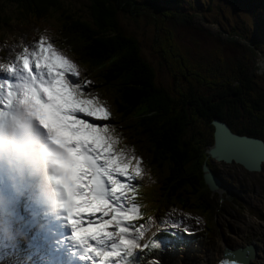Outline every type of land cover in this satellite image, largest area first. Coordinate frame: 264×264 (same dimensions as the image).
<instances>
[{
  "label": "trees",
  "instance_id": "16d2710c",
  "mask_svg": "<svg viewBox=\"0 0 264 264\" xmlns=\"http://www.w3.org/2000/svg\"><path fill=\"white\" fill-rule=\"evenodd\" d=\"M2 1L17 11L0 14V29H8L16 21L23 33L28 29L54 33L55 41L68 42L73 50L77 49L87 69L95 74L97 86L109 92L118 120L123 122L125 142L144 148L148 157L147 170L152 180L144 195L156 216L179 207L210 218L218 203L203 180L201 166L205 161L210 166L204 148L212 142L211 121L218 119L235 133L264 141V89L250 74V65L238 58L232 70L216 67L215 81L221 83L203 90L196 78L205 68L193 61L194 65H188L194 76L183 71L179 76L171 75V89L157 85L155 71L141 55L139 41L120 29L118 16L122 12L138 16L147 8L158 16L153 50L160 56V63L167 66L169 60L164 54L169 53L171 60L174 54L179 58L182 54L166 19L177 25L197 17L174 9L182 0H88L89 21L73 16L58 0ZM52 14L58 15L53 18L56 22L51 20ZM239 31L244 34L226 35L233 40L228 43L245 54L262 53L247 33ZM224 32L229 33L226 28ZM237 35H242L239 42Z\"/></svg>",
  "mask_w": 264,
  "mask_h": 264
},
{
  "label": "snow or ice",
  "instance_id": "6c2138e0",
  "mask_svg": "<svg viewBox=\"0 0 264 264\" xmlns=\"http://www.w3.org/2000/svg\"><path fill=\"white\" fill-rule=\"evenodd\" d=\"M0 71L9 77L0 79V116L18 102L46 133L60 217L71 229L67 239L77 246L80 260L142 264L140 253L161 249L164 241L146 239L149 223H135L145 219L140 185L132 183L144 176L142 158L117 148L121 138L107 123L112 113L87 91L92 81L78 79L76 63L41 35L34 46H23L15 61L0 62ZM147 221L156 222L152 216ZM164 223L189 231L182 221ZM235 256L226 249L219 264H238Z\"/></svg>",
  "mask_w": 264,
  "mask_h": 264
},
{
  "label": "rangeland",
  "instance_id": "374dc122",
  "mask_svg": "<svg viewBox=\"0 0 264 264\" xmlns=\"http://www.w3.org/2000/svg\"><path fill=\"white\" fill-rule=\"evenodd\" d=\"M58 1L61 6L67 7V11L73 13V16L80 15L81 18L87 21L90 20L88 0ZM137 1L139 3H144L152 2L153 0ZM145 8H147V6H145ZM174 9L198 17L194 16L187 24L184 22V24L179 23L177 25L166 19V24L172 28L176 43L182 54L180 58L177 57L178 55L174 54V60L170 59L169 53L164 54L169 60V65L167 66H165L164 63H160L162 61L160 56L153 50V48H155L153 41L157 32L155 27L159 25L156 23L158 16L156 15L157 17H155L148 8L143 10L147 15L140 13L138 16H131L128 13L122 12L118 16L120 29L131 34L139 41L141 55L154 69L157 85L171 89V75L179 76L178 74H181L183 71L187 76H194L192 73L193 71L189 69V65H194L195 62V65L201 64L205 68L196 78L198 87L200 85L201 89L204 90L209 85L221 83L220 80L215 81L217 77L216 67L228 69L227 71L232 70L235 68V63L239 58L243 59L244 63L250 65V74L255 75L257 85L264 89V0H182ZM13 11H17L15 6L7 7L6 2L0 0V14H12ZM57 17L58 15L55 14L53 17L52 14L51 20L56 22L53 18ZM218 23L222 26H219ZM10 26L11 31L7 34L9 39H6V36H4L3 39L0 40V53L1 50H5L11 45V41H13L15 36H19L17 31L20 30V26L16 21H13ZM163 27L166 28L167 26ZM221 27H223V29ZM224 28L228 30V34L224 32ZM239 30H243V32L247 33L246 36H248L254 44H258V48H260L263 54L259 51H252L251 54H245L240 49L238 51L236 50L238 46L235 47L234 44L228 43L233 42V40H230L226 35L232 33L244 34ZM159 33L161 37L162 33ZM30 35H32V40L28 43H24L21 40L16 44L34 46L38 38L33 36V32H30ZM240 36L242 35H237V39H239L237 42L240 41ZM30 38L31 37L26 39ZM73 42L77 45L75 40ZM19 46V49L16 50L17 53L22 52V46ZM16 47H14V49ZM63 54L67 55V53ZM242 55L245 57H241ZM192 58L194 59L190 61ZM14 60H16V58ZM73 62L76 63L75 60H73ZM172 62H178V64L175 65L172 64ZM187 66V70H184L183 67ZM139 144L143 147L145 145L144 143ZM139 148L138 145H134L127 150L131 155L142 158L141 152L143 149L140 148L139 150ZM209 163L210 167L215 172L222 175L227 182L230 183L232 186L231 194H235V196L231 194H229V196L231 195V197L235 198H228L227 195V198L222 196L225 195L223 189L217 192V195L212 194L215 202L219 201V206L214 211V215H211L210 218H205L207 221V225L205 226L208 227V229H205V232L207 233L208 239L201 242V245L193 252L192 256H182V258L191 257L194 259L189 258L184 260H196L199 258H208V255L212 253L216 254L221 252L218 250L223 246L222 242L225 241L226 237H230L227 231H233L235 226H238L245 232L244 241L246 243L254 242L258 247L259 255L263 263L264 166L259 172H248L232 163L225 164L216 161H211ZM178 259L176 258L170 261ZM196 261L200 262L201 260Z\"/></svg>",
  "mask_w": 264,
  "mask_h": 264
},
{
  "label": "water",
  "instance_id": "95a60500",
  "mask_svg": "<svg viewBox=\"0 0 264 264\" xmlns=\"http://www.w3.org/2000/svg\"><path fill=\"white\" fill-rule=\"evenodd\" d=\"M211 125L214 128L213 139L211 145L205 149L207 158L225 164L240 165L250 172L261 171L264 166V141L262 139L234 133L225 122L218 119H213ZM202 171L204 182L209 190L216 191L220 186L219 180L205 163L202 165ZM232 252L239 260L245 251L235 249Z\"/></svg>",
  "mask_w": 264,
  "mask_h": 264
},
{
  "label": "clouds",
  "instance_id": "9594fccd",
  "mask_svg": "<svg viewBox=\"0 0 264 264\" xmlns=\"http://www.w3.org/2000/svg\"><path fill=\"white\" fill-rule=\"evenodd\" d=\"M18 124H23L28 130L33 129V120L28 115L27 109L14 103L3 116H0V158H7L11 164V157L20 150L19 144L15 140V129ZM25 165L33 171H38L47 180L51 174L50 165L46 156V146L36 139H31L24 153ZM48 193V204L54 212L60 214V196L58 189L46 184Z\"/></svg>",
  "mask_w": 264,
  "mask_h": 264
},
{
  "label": "bare ground",
  "instance_id": "6f19581e",
  "mask_svg": "<svg viewBox=\"0 0 264 264\" xmlns=\"http://www.w3.org/2000/svg\"><path fill=\"white\" fill-rule=\"evenodd\" d=\"M221 253H222V251L219 252V253H216V254H214V253L209 254L208 255V258L202 259L199 263L200 264H203V263H211V264H214L222 256ZM168 261L170 262L168 264H177V263H181V262H189V263L198 262L196 260H182V261H174V262L173 261H170V260H168ZM160 262H162V259H160ZM248 264H263L262 263V258L259 255V253H257V250H256V258L253 259V260H251V261L249 260Z\"/></svg>",
  "mask_w": 264,
  "mask_h": 264
}]
</instances>
